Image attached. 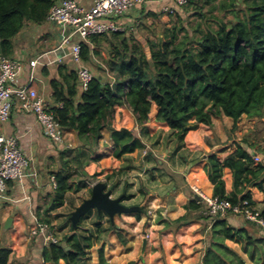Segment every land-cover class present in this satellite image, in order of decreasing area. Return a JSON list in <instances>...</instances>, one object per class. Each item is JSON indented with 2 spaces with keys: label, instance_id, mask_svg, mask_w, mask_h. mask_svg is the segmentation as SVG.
Here are the masks:
<instances>
[{
  "label": "trees",
  "instance_id": "trees-1",
  "mask_svg": "<svg viewBox=\"0 0 264 264\" xmlns=\"http://www.w3.org/2000/svg\"><path fill=\"white\" fill-rule=\"evenodd\" d=\"M54 2L0 0L3 55L13 54L14 37L27 21H46ZM220 8L233 12L235 19L218 20L217 29L199 30V36L193 35L184 25H175L168 36L155 44L134 43L123 35V31L92 35L88 41L81 42L84 62H90L94 54H99L97 48H106L109 51L108 67L116 77L106 80L97 75L87 88L81 89L76 68L60 65L58 77L52 79L51 86L56 101L53 107L62 127L75 130L82 144L89 149L98 143L103 130L108 129L116 146L115 156L121 157L143 147L144 143L134 129L117 127V104H125L131 109L143 132L152 104L156 103L157 119L166 122L180 141L201 124L211 126L213 119L223 114L233 118L234 128L244 114L264 117V0H230ZM240 11H244L243 17ZM180 31H185L182 37ZM108 38L111 39L109 43ZM59 102L62 106L57 105ZM242 142L223 160L216 152L209 153L205 171L214 184V196L229 199L233 204L249 200L264 218V200L256 202L251 191V187H258L264 192V163H256L246 147L255 148L254 142L247 137ZM82 155L79 152L76 160L80 161ZM225 169L231 171V193L226 191ZM54 174L56 187L51 205L54 208L64 205L68 192L87 187L85 182L76 184L70 170ZM111 176L107 175L108 178ZM186 209L183 216L163 221L166 229H177L194 220H213L210 243L200 264H248L238 251L226 244L227 239L240 243L242 251L255 264H264V228L258 229L250 220L245 225L234 226L227 217L207 214L196 195L187 202ZM119 236L123 241V235L119 233ZM90 247V236L82 238L73 231L63 240L45 246L42 257L44 262L53 264H58L61 259L67 264H81ZM10 253V248L0 244V264L8 263ZM99 262L111 264L103 247L99 249Z\"/></svg>",
  "mask_w": 264,
  "mask_h": 264
},
{
  "label": "crops",
  "instance_id": "crops-1",
  "mask_svg": "<svg viewBox=\"0 0 264 264\" xmlns=\"http://www.w3.org/2000/svg\"><path fill=\"white\" fill-rule=\"evenodd\" d=\"M79 1L86 6L92 5L94 2V0ZM193 1L199 4L197 7H204L209 1L210 4L212 3L211 5L216 6L217 9L230 0ZM161 5H172V0H147L145 4L132 8L129 13L135 14L133 11L134 9L140 10L142 7L151 9L153 7L156 8V6L161 7ZM126 18L131 20L128 17ZM61 34L62 29L49 21H44L42 23L26 22L24 28L14 37V52L11 55V57H16L22 62V69L16 78L17 84H23L29 79L31 73L28 64L29 59L55 47L61 40ZM0 54H2L1 45ZM71 63L72 61L69 56H67V53H64V59L61 63L53 65L39 64L34 69V86L40 95L53 105H56V101L53 97L51 81L58 77L60 65L76 68ZM152 105V112L154 110V113L150 115L146 130L151 136H154L161 128L164 129V131H169L170 126L166 122L159 121L156 118L157 105L156 103ZM115 118L117 127L134 128L144 145H147L143 132L139 131L140 128L135 124V119L130 108L124 104H117L115 108ZM223 118L227 121L228 126L234 122L233 118L230 116L223 115ZM220 121V118H215L213 126L201 124L198 129L188 132L184 140L180 141L181 147L177 150L178 154L184 151L186 155L199 150L204 151L205 154L207 152L206 150L210 149L205 139H213V132L215 131L220 135L223 134L222 127L217 125ZM0 134L16 137L20 146L31 160L25 176L20 180L8 181L7 196L4 199H0V244L11 249L7 264H53L52 262H44L42 257L45 246L49 244L45 236L43 234L33 235L30 230L39 222L47 223L52 230V221L56 214H61V211L68 205V199L71 193H78L86 188L84 187L79 191L73 190L68 192L64 205L56 208L51 206L55 191L53 181L55 178L54 172H66L70 170L71 173H73V163L79 160L75 159L70 163V155L69 157L65 155L68 153L65 149L69 146H79L78 151L75 150L76 154L79 152L81 154H89V160L80 159V161L77 162L76 169H81L83 177L93 174L105 176L112 173L115 169H120L124 162L130 161V158L134 160L135 163L146 161V165L143 166L142 172L139 173V175H143L144 172L149 174L147 178L143 177L145 178L144 181L140 180V183L145 186V188L142 187L143 193L148 196L147 199L152 201L154 206H161L163 208V211H161L163 215L161 217L164 219L174 220L186 214V203L189 200V195H196V197H198L197 193L195 194L194 192L193 186H200L202 191L208 195L214 192V184L209 180L204 169L205 162L203 161L205 159L202 157L197 160L198 162L193 164L192 168L189 169L188 167L185 172H182L179 167H177L178 169L176 167L170 169V165L168 166L165 164L169 162H166L165 159L161 157L158 159V165H152L151 158L153 155L158 156L154 150L152 151V155L147 156L146 159L144 158L145 151L142 148H137L133 152L126 153L121 157H116V146L108 129L103 130L102 137L98 139V143H95L93 149H88L87 146L83 145L80 137L73 129H66L65 141L61 144H57L44 134L35 114L31 111L22 109L17 100H15L9 120L7 122H0ZM211 145L217 146V143L213 142ZM187 159H189V157L186 155V161ZM160 172L163 174V179L159 178ZM226 174V191L227 193H231L233 190L231 171L226 169ZM177 175H180V178L176 179ZM72 176L74 177V175ZM156 178L160 179V181L157 182ZM116 180H118L116 176L111 177V185L114 187L112 196L116 197L123 195V198L124 196H128V193L120 194L118 192V182H114ZM82 181L84 182L85 180L83 179ZM74 182L77 184L78 180L74 179ZM131 184L133 185H129L130 193L133 191V188H136L137 182L131 181ZM108 187L110 186L108 185ZM251 191L253 199L256 202L260 203L264 200V193H262L263 197H260L258 194L259 192L261 193V190L257 188L258 193H256L255 196L253 188H251ZM132 194L134 197L140 195L139 192L137 194ZM138 213L139 212H137V214ZM138 217H140V214H138ZM161 217L158 222L154 221L152 224L150 223L152 228L157 232L166 226V223L161 220ZM9 219L10 221L7 223ZM130 220H132V218ZM227 220L234 226L245 225V221L241 215H228ZM131 222L135 227V222ZM212 222L213 220H194L177 229L174 227L164 229L162 234L163 248L169 256L174 260H178L181 264L201 263L205 248L210 243L206 236L208 233L212 232ZM136 226V229H139L141 225L139 224ZM53 232L56 235V232ZM116 239V236L112 235L111 241ZM225 242L238 251L247 260L248 264H255L253 261L248 260L245 252L243 253L240 251L242 249L240 243L231 239H227ZM119 246L120 244L116 241V243H114V248L118 250ZM155 246L157 247V245ZM182 252H185V254ZM180 253H182V257L184 255L183 258L180 256ZM111 257L113 259L109 262H112V264L113 261H116L117 264H124V256L122 257L117 253H111ZM61 260L63 262L62 264H66L63 259ZM58 264H61V262Z\"/></svg>",
  "mask_w": 264,
  "mask_h": 264
},
{
  "label": "rangeland",
  "instance_id": "rangeland-1",
  "mask_svg": "<svg viewBox=\"0 0 264 264\" xmlns=\"http://www.w3.org/2000/svg\"><path fill=\"white\" fill-rule=\"evenodd\" d=\"M211 4L208 1L204 7H199L197 9V6L199 4H190L188 2L186 5L179 7L174 13L163 12L162 5L161 7L156 6V8L153 7L151 9H148V7H142L140 10L134 9L133 11L135 12V14L130 12L122 18L125 24L123 25L124 28L121 31H123V35H126L131 38L132 42L140 44L144 43L147 45V43L149 42H152L154 44L158 43L161 38L168 36L170 28L174 27L175 25H184L185 27L189 28L190 32L193 35L199 36V30L207 31L209 29H217L218 20L229 22L235 19V14L233 12L221 9L220 7L216 9V6H212ZM197 11H201L204 16L198 13ZM240 16H244V11H240ZM126 17L130 18L131 20H128ZM184 33L185 31H180L179 36L182 37ZM109 42H111V39L107 40V43ZM97 50L100 51L99 54H94L92 60L90 62H85V64L92 69L94 75H100L101 77L103 76L106 80H114L116 74L110 71L107 63L109 51L106 48H97ZM71 64L73 66H76V63L73 60ZM152 113H154V110L152 112L151 107L149 118ZM223 115L215 117L221 119V121L217 123V125L222 127L223 134L220 135L215 131L213 132V139H205L207 145H209L210 147V149L206 150L207 152L205 151V154L204 151L201 150L196 152L193 151L194 153L191 151V154H186L187 157H189V159H187L186 161V155L184 151L178 154L177 150L181 147V142L171 130V128L169 131H164V129L161 128L158 130L157 133H155L154 136H151L150 133H148V131L145 129L143 131V135L147 141V145H144L143 147L139 148H142L145 151V159L147 156L152 155L153 150L155 151L156 155L158 156L153 155V157L151 158L152 165H158V159L159 157H161L165 159L166 162H169L165 164L168 166L170 165V169H173L172 167H179L182 172H185L188 167L189 169L192 168L193 164L195 162H198L197 160L201 159V157L205 159H203V162H205L206 165L207 156L211 152H216L218 157L223 160L228 155L234 153L237 148V145L239 143L243 144V138L247 137L251 142H254L256 145L255 148H251L247 144H244V146L247 145L246 147L248 151L253 155L256 163L261 161L264 163V117H248L247 114H244L237 121V126L234 128V122L228 126V123L223 118ZM148 120L146 122V125L148 123ZM135 124L138 125L136 120ZM211 126H213V124ZM213 142L217 143V146H212L211 144H213ZM78 149L79 146H69L65 149V151L68 152L65 155H68V157L70 155V163H72L76 159L75 155L77 154L75 150L78 151ZM203 154L205 155V157ZM89 158V154H83L81 156V159L83 160H89ZM129 160L130 161H126L122 164L123 166L125 165L124 168L122 166L120 169H115L112 171V173L109 174L112 175L111 177L116 176V178L118 179L114 181L116 183L118 182V192L120 194L128 193V195H130V198L124 199L123 203L128 206L140 205L142 207V210L139 211L140 217H138L137 212L116 214L114 216V222H112L109 215L105 212H102L101 215L97 213L96 209H92L87 212L84 218L80 221L77 230H75L79 233L82 238H84L85 236H90L92 240V247L87 248V256L84 259V262L86 264H100L99 249L103 247L105 257L108 261H112L113 259L111 257V253H117L122 257L124 256V264H128L129 261L132 260L135 261V264H181L178 260H174L171 256H169L163 248L162 234L163 230L166 229V226L158 232L152 228V222H158L159 218L163 215L161 212L163 211V208L161 206H154L152 201H149V199H147L148 196L143 193L142 187L145 188V186L140 183V180L144 181V179L147 178L149 174L144 172L145 175H139V173L142 172V168L144 165H146V161H140L139 163H135L134 160H132L131 158ZM75 163L76 162L74 161V170L72 173V175H74L73 179L78 180V183L83 182L82 180L84 179V182L87 184V187L78 193H71L68 199V205L65 207V209L61 211V214H56L54 220H51L53 224L52 230L54 229L53 231L56 232V236L59 241L63 240L66 235H69L73 232V230H71L72 222L71 220H69V215H71L70 213H72V211H74L75 208L79 206L85 198L90 197L91 185L89 183L104 181L109 186H112L111 178L107 177L108 174L105 176L93 174L91 176L89 175L83 177L81 169H76ZM160 173L161 174H159V178L163 179V174L162 172ZM226 175L227 174L225 169L224 178L226 177ZM179 176L180 175H177L176 179L180 178ZM160 179L156 178V181L159 182ZM131 181L137 182V186L136 188H133V191L130 193L129 188L133 185L131 184ZM150 186L152 187L151 184ZM194 187H199L201 189V187L198 185L193 186V188ZM251 188H253L255 196V194L258 193V187ZM138 192L140 193V195L134 197L132 193L137 194ZM262 193L264 192L261 191V193H258L260 197H263ZM193 196L195 195H189V200ZM202 206L205 210V213L209 214L207 209L205 208V203H202ZM231 214L233 213H227L225 215H222L221 217H227ZM241 217L245 222L249 220L246 219L243 215H241ZM131 218L132 220H130ZM163 219L164 218H162L161 220ZM131 221L135 222V227L131 224ZM112 224H114V227L111 226ZM139 224L141 226L139 227V229H136V225ZM257 226L258 229L261 228V226H259L258 224ZM119 233L123 235V241L120 239ZM112 235L116 236L117 239L111 241ZM210 235L211 233H208L206 237L209 239ZM144 237L147 238V244L145 247V251L142 252V242ZM116 241H118V244H120L118 250L114 248V243H116ZM155 245H157V247ZM240 251H242V249ZM182 253L185 254V252ZM182 253H180V256L182 255ZM247 257L248 260H251L248 254ZM60 262L61 264L63 263L62 260ZM110 263L112 264V262ZM81 264H83V262ZM113 264H117V262L113 261Z\"/></svg>",
  "mask_w": 264,
  "mask_h": 264
},
{
  "label": "built area",
  "instance_id": "built-area-1",
  "mask_svg": "<svg viewBox=\"0 0 264 264\" xmlns=\"http://www.w3.org/2000/svg\"><path fill=\"white\" fill-rule=\"evenodd\" d=\"M147 0H94L86 6L79 0H55L50 7L46 21L62 29L60 42L50 50L29 59L30 76L27 82L17 84L16 78L22 69V62L16 57L0 54V122H7L11 116L15 100L22 109L35 114L44 134L57 144L65 141V128L60 124L53 104L45 99L34 86V69L39 64H59L67 53L70 60L76 63L81 89L97 75L88 67L81 56V42L88 41L92 35L124 28L122 18L132 8L145 4ZM172 5H164L163 12L174 13L189 0H172ZM65 50V52H64ZM58 106H62L59 102ZM30 158L20 146L16 137L0 134V199L7 196L8 181L20 180L30 166ZM56 187V180L53 179ZM91 186L94 184L89 183ZM199 200L205 203L211 215H225L229 212L243 215L264 228V218L249 200L233 204L229 199L208 195L199 187H194ZM200 201V202H201ZM31 234H43L47 242H57L55 233L47 223L39 222L31 230Z\"/></svg>",
  "mask_w": 264,
  "mask_h": 264
},
{
  "label": "water",
  "instance_id": "water-1",
  "mask_svg": "<svg viewBox=\"0 0 264 264\" xmlns=\"http://www.w3.org/2000/svg\"><path fill=\"white\" fill-rule=\"evenodd\" d=\"M113 186L108 187L104 181H98L91 186V195L85 198L84 201L72 211L70 219L72 222V230L75 231L78 228L79 222L83 215L92 209H96L98 212H105L109 215L110 219L114 222V216L116 214H124L129 212H139L142 210L140 205H125L123 203V195L113 197ZM10 219L7 221V223ZM147 244V238H143L142 252L145 251ZM83 264H86L83 262ZM128 264H135V261H129Z\"/></svg>",
  "mask_w": 264,
  "mask_h": 264
}]
</instances>
